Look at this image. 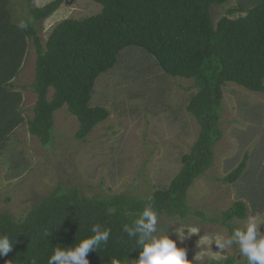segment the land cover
Returning <instances> with one entry per match:
<instances>
[{
  "label": "rangeland",
  "instance_id": "374dc122",
  "mask_svg": "<svg viewBox=\"0 0 264 264\" xmlns=\"http://www.w3.org/2000/svg\"><path fill=\"white\" fill-rule=\"evenodd\" d=\"M52 1L9 3L12 20L32 23L43 45L62 21H81L102 9L93 0H63L50 17L32 22L29 9ZM257 3L264 0H228L212 6V24L223 17H243ZM35 62L29 40L22 66L10 83L22 96L23 123L0 151V216L14 225L32 222L45 199L68 191L81 204L124 197L151 205L156 192L169 188L182 168V157L197 141L199 125L186 110L197 91L194 82L165 74L144 50L127 47L115 65L98 76L90 95L89 106L104 108L108 118L79 141L74 137L78 122L62 107L54 113L51 142L44 147L28 131L36 103ZM221 90V108L211 119L217 133L209 141V164L184 195H174L168 209L159 212L157 227L170 238H177L175 229L181 225L198 229L177 245L187 249L190 264H226L227 259L241 264L237 247L220 250L212 239L230 235L249 216L264 218V93L231 83ZM243 160L242 176L234 183L223 182ZM236 202L245 204L246 218L222 224L221 214ZM259 231L264 234V223Z\"/></svg>",
  "mask_w": 264,
  "mask_h": 264
},
{
  "label": "trees",
  "instance_id": "16d2710c",
  "mask_svg": "<svg viewBox=\"0 0 264 264\" xmlns=\"http://www.w3.org/2000/svg\"><path fill=\"white\" fill-rule=\"evenodd\" d=\"M34 0H30L32 2ZM63 0H54L41 8H30L32 22H40L57 11ZM101 12L81 21L59 23L43 45L32 23L19 27L10 15V0H0V151L8 137L22 123V96L10 83L17 76L32 41L36 62L32 84L36 94L29 133L42 146L51 142L54 113L66 107L78 122L76 140H84L104 122L109 113L102 107H90L89 99L98 76L111 69L118 54L136 46L153 57L162 71L171 77L192 80L197 88L186 107L200 132L190 152L182 157V168L166 191L153 195L158 212L182 196L194 179L209 164V141L217 133L212 118L222 102V86L235 84L264 93V3L253 5L246 15L226 17L212 24L210 8L228 0H93ZM52 95L49 98V93ZM246 160L222 181L234 183L243 174ZM179 205V204H178ZM144 202L115 197L109 201L81 204L73 191L53 193L32 222L14 225L0 216V235L11 236L16 243L0 264H47L56 247L71 248L92 235L93 227L110 229L107 243L88 253L89 264H133L141 248L136 236L124 231L137 219ZM247 209L234 203L221 214L222 224L243 220ZM50 233L45 236L44 232ZM227 259L226 264H233Z\"/></svg>",
  "mask_w": 264,
  "mask_h": 264
},
{
  "label": "clouds",
  "instance_id": "9594fccd",
  "mask_svg": "<svg viewBox=\"0 0 264 264\" xmlns=\"http://www.w3.org/2000/svg\"><path fill=\"white\" fill-rule=\"evenodd\" d=\"M19 27L27 28L28 24L22 22ZM158 221V210L154 206H145L139 217L132 222L134 228L125 225L124 231L129 236H136V244L141 248L139 258L133 264H190L187 249L177 245L197 233L198 229L187 224L181 225L175 229L177 238L173 239L157 227ZM262 223L264 218L258 215L249 216L242 227L234 228L230 235H216L212 243L214 241L220 250L237 247V253L242 257L241 264H264V234L259 231ZM110 231L107 228L100 231L98 226L93 227V234L81 239L75 246L67 249L58 246L53 249L47 264H89L88 253L98 250L101 242L107 243ZM49 233L46 230L44 235ZM15 243L11 236L0 235V257L7 256ZM30 264H37V258L32 257ZM113 264L119 262L113 261Z\"/></svg>",
  "mask_w": 264,
  "mask_h": 264
}]
</instances>
